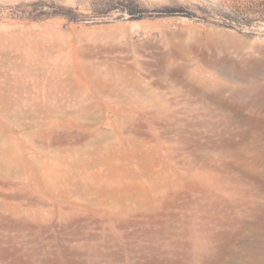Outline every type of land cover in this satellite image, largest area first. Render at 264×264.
<instances>
[{"label":"rangeland","instance_id":"1","mask_svg":"<svg viewBox=\"0 0 264 264\" xmlns=\"http://www.w3.org/2000/svg\"><path fill=\"white\" fill-rule=\"evenodd\" d=\"M0 100V264H264V0H0Z\"/></svg>","mask_w":264,"mask_h":264},{"label":"bare ground","instance_id":"2","mask_svg":"<svg viewBox=\"0 0 264 264\" xmlns=\"http://www.w3.org/2000/svg\"><path fill=\"white\" fill-rule=\"evenodd\" d=\"M10 37V36H9ZM14 37V36H13ZM14 40H16V39H14ZM19 40V39H18ZM29 52V51H28ZM173 56V55H172ZM99 72V71H98ZM109 72H111V71H109ZM100 73H102L101 71H100ZM26 74V73H25ZM99 74V73H98ZM107 74V73H106ZM169 74V73H168ZM97 75V74H96ZM102 76V75H101ZM105 76V75H104ZM107 76H109V75H107ZM106 76V77H107ZM103 78V77H102ZM205 78V77H204ZM34 80V79H33ZM6 81V80H5ZM24 84V83H23ZM21 85V84H20ZM27 86V85H26ZM4 90H6V89H4ZM122 91V90H121ZM107 95V94H106ZM2 96V95H1ZM3 97H6V95H4V93H3ZM2 97V98H3ZM55 98V97H54ZM2 100V99H1ZM0 100V101H1ZM55 100V99H54ZM129 100V99H128ZM30 102V101H29ZM56 102V101H55ZM24 104V103H23ZM95 106V105H94ZM23 107V106H22ZM30 108V107H29ZM38 108V107H37ZM102 108V107H101ZM7 109V108H6ZM58 109V108H57ZM85 111V110H84ZM25 112V111H24ZM67 113V112H66ZM37 115V114H36ZM32 116H34V115H32ZM46 118V117H45ZM13 120V119H12ZM38 125V124H37ZM47 138V137H46ZM7 139V138H6ZM3 141V140H2ZM1 141V142H2ZM6 143V142H5ZM138 144V143H137ZM6 145V144H5ZM6 146H8V145H6ZM13 147V146H12ZM2 148V147H1ZM10 148V147H9ZM9 148H7V150H9ZM63 148V147H62ZM67 149V148H66ZM49 150V149H48ZM80 151H82V150H80ZM8 153V152H7ZM13 153V152H12ZM3 154V151H2V149L0 150V156ZM16 154V153H15ZM100 154V153H99ZM98 154V155H99ZM18 161V160H17ZM87 161V160H86ZM77 162V161H76ZM18 165V164H17ZM3 166V165H2ZM7 167H8V165H7ZM53 168V167H52ZM14 169V168H13ZM17 169V168H16ZM7 170V169H6ZM5 170V171H6ZM14 171V170H13ZM16 171H19V169L18 170H16ZM16 171H15V173H16ZM53 173V172H52ZM2 175V174H1ZM58 175V174H57ZM8 176H10V175H8ZM45 176V175H44ZM6 177H7V175H6ZM8 178V177H7ZM47 178V177H46ZM48 179V178H47ZM12 180V179H11ZM12 182V181H11ZM38 182V181H37ZM48 182H50V181H48ZM53 183V182H52ZM49 186V185H48ZM42 187V186H41ZM64 188V187H63ZM37 198V197H36ZM4 207V206H3ZM8 209V208H7ZM10 210V209H9ZM8 211V210H7ZM4 216V215H3Z\"/></svg>","mask_w":264,"mask_h":264}]
</instances>
